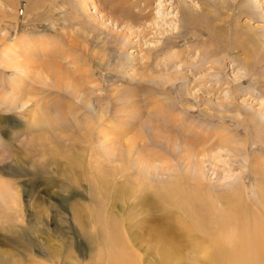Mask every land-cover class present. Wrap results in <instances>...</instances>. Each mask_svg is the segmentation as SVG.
<instances>
[{"label": "rangeland", "instance_id": "374dc122", "mask_svg": "<svg viewBox=\"0 0 264 264\" xmlns=\"http://www.w3.org/2000/svg\"><path fill=\"white\" fill-rule=\"evenodd\" d=\"M93 1L95 7L90 0H0V181L8 182L10 195L4 202L0 197V251L20 254V248L6 246L7 230L29 226L34 264H45L42 256L51 245L79 261L89 254L94 199L83 183L75 196L62 189V170L81 156L67 152L73 145L95 149L103 160V144L113 142V172L128 168L129 141L153 138L156 166L149 167L151 156L140 175L155 189L169 182L164 172L182 173L181 178L195 172L204 176L208 190L225 192L243 184L247 205L256 201L251 170L264 165V0ZM9 58L25 73L17 92L10 81L20 72L2 69ZM77 85L93 93L87 115L56 103V93L68 98ZM27 90L35 99L26 113L5 108ZM54 104L60 117L43 125L51 141L33 142L28 119L47 106L54 120ZM62 115L68 123L63 135ZM100 129L104 135L96 139ZM112 193L97 194L104 212L117 211ZM124 211L128 228L139 211Z\"/></svg>", "mask_w": 264, "mask_h": 264}, {"label": "bare ground", "instance_id": "6f19581e", "mask_svg": "<svg viewBox=\"0 0 264 264\" xmlns=\"http://www.w3.org/2000/svg\"><path fill=\"white\" fill-rule=\"evenodd\" d=\"M90 3L91 6L95 7L93 0H90ZM17 40L19 41V39ZM25 47L28 48L27 46ZM9 59L11 60L7 61L2 69L4 74L12 71L13 74L20 72L16 75V80L10 81L11 91L17 92L21 84H23L25 73L22 68L20 69L19 66L14 65L12 58ZM67 96L68 98L59 92L56 93V103L62 104V108L67 107L77 115L78 113L82 115H85L86 112L89 113L92 103H94L92 100L93 93L79 85L73 87L67 93ZM65 98L68 100L65 101ZM32 99H35V97L33 94L30 95V91L27 90V94L18 99L17 102L15 99L9 100L8 103L3 105H6L5 108L8 111L23 114L26 113L27 106L31 104ZM62 99L64 100L62 101ZM64 101L65 103H62ZM46 107L42 106L40 112L36 111L32 118L28 119L30 124L29 133L30 135L33 134L32 136L34 137L33 142L38 143L36 139H48L46 135H50V133L44 129L43 125H53L56 116L60 117L59 108L55 104V108L52 109L54 120L50 118V113L46 110ZM160 112L163 113V110L158 109L156 114L161 116ZM83 117L87 120L85 122L87 125L88 123L91 124L88 116ZM162 117L164 120L168 118L164 114H162ZM130 119L133 120L134 117L131 116ZM75 123L78 122L76 121ZM116 123L118 122L116 121ZM66 124L68 123H66L62 115V122L59 124L62 125V135L68 127H64ZM77 126L80 127L78 124ZM84 127L86 126L82 128ZM84 129H87L86 132L89 131L88 128ZM57 130L61 133L59 128ZM91 132L92 130L88 132V135H91ZM101 135H104V133L100 129L96 139H99L98 136ZM89 137L88 139L90 140H87L91 142V136ZM48 140L51 141L50 139ZM146 140L145 137H142L139 140L132 139L129 141L125 148H127L128 159L132 163L128 161L126 162L128 163V168H122V170L119 168L118 171L113 172L111 165L114 164V159L111 157L117 155L115 154L117 148H114L113 142L103 144V150H105L103 160L97 159V150L95 151V149L86 150L74 145L69 147L67 152L75 150L79 154L81 153V156L75 155L78 163H70V161L65 166V171L62 170V176L66 181V184H62V189L65 192L70 191L68 194L75 196L77 193L75 187L79 185L82 187L81 183H83V188L85 189L86 187L89 198L92 196L94 199L89 206L94 208L93 206L95 205L97 208L96 216L94 215V217L92 212L88 220V225L91 226V233L86 237L89 254L87 253L86 260L81 259L79 261L73 254L65 257V251L63 254H59V251L55 250L54 245H51L46 254L42 256L44 263L264 264V165L255 166L251 170L257 185L255 188L256 201L253 204H249L250 206L247 205L248 200L243 184L234 186L229 191L216 193L207 189L203 183L204 181H202L204 176L201 173L197 177L195 172L193 173L195 176H189L188 173L190 172H186L187 174L185 173L181 178L179 175L182 173L174 175L173 171L164 172L170 178L169 182L162 184L160 189H155L154 185L146 177L140 175L143 169L146 168L142 166L146 160L149 161L152 156L153 160L149 164L151 168L153 165L156 166L155 161L159 157L158 151L155 149L157 145L155 143L156 139L151 138L150 143ZM64 144H62V150L67 148ZM92 146H94V143ZM121 146L123 147V145ZM233 151H236V149H233ZM86 152H88V156H82ZM124 157L126 158V156ZM15 167L17 166L15 165ZM134 169H136L135 177L132 176ZM196 171L199 172L198 170ZM138 173L139 175L137 176ZM159 175L164 176L163 172H159ZM117 177L122 178V180L116 179ZM155 178L160 179L156 175ZM227 178L225 176L221 181ZM4 182L8 184V182ZM4 182L0 181V197L3 202L9 194V187ZM109 190H113L114 200L119 204L118 206L114 202L117 211L113 212L114 210H112L113 213L104 212V203L100 201L102 198L100 200L97 199V194L102 195ZM125 208H131V212L134 209L139 211L137 213V221L135 220L136 223L131 224V226L127 225L128 228L124 226L127 218L124 217L123 213ZM135 213L133 211V214ZM88 214H90L89 211ZM7 232L11 236L6 239V246L20 248L21 253L13 254L14 252L0 251V264H34L33 255H31L32 240H30L32 229L28 226L25 230L17 232L15 228H9Z\"/></svg>", "mask_w": 264, "mask_h": 264}]
</instances>
